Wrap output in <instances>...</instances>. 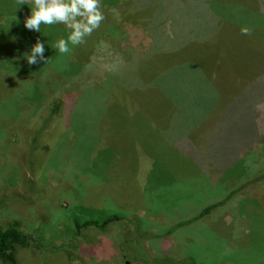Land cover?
<instances>
[{"label":"rangeland","instance_id":"374dc122","mask_svg":"<svg viewBox=\"0 0 264 264\" xmlns=\"http://www.w3.org/2000/svg\"><path fill=\"white\" fill-rule=\"evenodd\" d=\"M129 2L102 0L99 29L35 78L54 81L45 94L3 56L0 227L66 245L18 264H264V0ZM12 12L26 29L31 10ZM44 27L23 38V66L37 40L65 38ZM110 214L73 233L74 218Z\"/></svg>","mask_w":264,"mask_h":264},{"label":"trees","instance_id":"16d2710c","mask_svg":"<svg viewBox=\"0 0 264 264\" xmlns=\"http://www.w3.org/2000/svg\"><path fill=\"white\" fill-rule=\"evenodd\" d=\"M103 1L107 3L113 2L115 4V7H117V9L119 8L118 10L130 6L129 0H128L129 3L126 5H123L126 0L124 1L103 0ZM4 3L7 7V11H3V9H0V71H2L3 69L9 70V66L5 65L6 61L3 58V56H7L10 60L14 62V63L12 62V64H14L15 71H18V72L21 71L27 75L33 76L34 80L39 74L43 73L44 70L48 66L53 68L55 65L57 66L61 65V58L63 55L60 54L58 50L53 48L52 46L54 44L50 45L49 40L47 39L46 41H42V43H44V46H45L44 56L46 58H49L48 62L44 64V61H42L36 64L37 65V67L35 66L36 68H32L31 65L27 63L23 66L24 62L20 60L22 57L20 55V49H19L22 46L23 38H24V42L26 43L27 40L31 39L32 34H37V32L33 33V31H30L27 28L17 29L16 27H10L11 26L10 23L15 22V19L18 15V13L12 12V7H18V4H17V0H4ZM237 3H240V2L237 1ZM19 7L20 9L24 8V10L25 9L31 10V6L28 4H22V5H19ZM135 15L136 17H134L133 14H131V19L129 20H124L123 18L121 19L124 21H131L133 24H137L145 28L144 21L141 19V15L140 14H135ZM9 18H12L14 21L10 22ZM229 21L233 24L232 19H230ZM231 23L229 25H232ZM225 24H228V22L225 21ZM49 28H52L54 29V31H56V33H54L56 34V36L58 35V36H62L66 38L68 37L70 33V30L63 24H56V25L49 26L46 28V30ZM241 28L242 26L239 27L238 29L239 32H241ZM250 29L258 30V29H253V28H250ZM213 33L215 32H212L211 34ZM168 35L170 34L168 33ZM211 37L212 36H209V37L199 36L198 37L199 40L197 41L204 43V42H207L206 40L211 39ZM153 40L158 42V37L157 36L153 37ZM191 43H195V42H191ZM13 45L16 50L13 48ZM72 65L78 66L79 62L74 63V64L72 62ZM60 69H62L63 71V68H60ZM73 70L72 68L70 69V71L72 72ZM53 82H54L53 80L51 82L50 81L42 82V81L35 80L34 84L35 86H38L37 88L39 90H43L45 94L46 93L45 88L50 87L51 84H53ZM14 106H19V105L15 103ZM59 107H60V102H56L50 108V114L56 113ZM1 134L2 133L0 131V135ZM217 203H211V204L206 205L195 216L187 220L179 221L175 225L183 226V225L193 222L194 220L200 219L201 217L209 213L213 208L218 206ZM120 218L122 217L116 214H110L105 217H101V216L85 217V218L76 217L72 220L73 229H74L73 233L78 234L80 233L82 228L87 227V226H94L98 230H104L105 227L110 222L114 220H118ZM65 246H66L65 242H63L61 239L56 240V238L47 237L45 235V232L43 231V228L39 226H33V227L31 226L27 228V227L22 226L19 223L13 222L5 227H0V263L2 264H18L19 253L23 250L27 251L29 255L38 256L41 258H47L51 254H54L62 249H65L64 248Z\"/></svg>","mask_w":264,"mask_h":264},{"label":"clouds","instance_id":"9594fccd","mask_svg":"<svg viewBox=\"0 0 264 264\" xmlns=\"http://www.w3.org/2000/svg\"><path fill=\"white\" fill-rule=\"evenodd\" d=\"M18 5L31 6V15L25 21V27L30 31L41 32V25L63 24L70 33L65 38H60L52 47L60 54H69L71 46H79L86 42L94 31L99 29L105 20L102 10V0H17ZM252 29L242 27V35H251ZM45 46L40 40L32 46L26 55L27 63L35 65L49 58L44 56Z\"/></svg>","mask_w":264,"mask_h":264}]
</instances>
